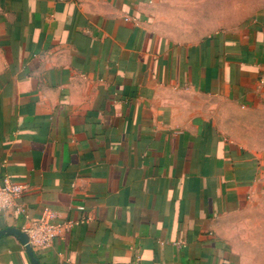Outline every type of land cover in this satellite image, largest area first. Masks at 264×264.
Returning a JSON list of instances; mask_svg holds the SVG:
<instances>
[{
    "label": "crops",
    "instance_id": "1",
    "mask_svg": "<svg viewBox=\"0 0 264 264\" xmlns=\"http://www.w3.org/2000/svg\"><path fill=\"white\" fill-rule=\"evenodd\" d=\"M158 0H0V178L72 226L26 249L0 212V264H264V9L175 42Z\"/></svg>",
    "mask_w": 264,
    "mask_h": 264
},
{
    "label": "rangeland",
    "instance_id": "2",
    "mask_svg": "<svg viewBox=\"0 0 264 264\" xmlns=\"http://www.w3.org/2000/svg\"><path fill=\"white\" fill-rule=\"evenodd\" d=\"M261 9L264 0H158L153 25L172 41L192 43L215 32H235ZM235 121L251 125L250 133L242 127L230 128L243 143L257 146L264 140V113Z\"/></svg>",
    "mask_w": 264,
    "mask_h": 264
},
{
    "label": "built area",
    "instance_id": "3",
    "mask_svg": "<svg viewBox=\"0 0 264 264\" xmlns=\"http://www.w3.org/2000/svg\"><path fill=\"white\" fill-rule=\"evenodd\" d=\"M26 186L12 181L9 177L0 178V212H13L23 218L21 231L34 252L47 250L53 242L72 226L71 222H61L58 214L45 208L39 218L29 217L20 199Z\"/></svg>",
    "mask_w": 264,
    "mask_h": 264
},
{
    "label": "water",
    "instance_id": "4",
    "mask_svg": "<svg viewBox=\"0 0 264 264\" xmlns=\"http://www.w3.org/2000/svg\"><path fill=\"white\" fill-rule=\"evenodd\" d=\"M22 234H23L24 237H25L24 245H25L26 249H27L28 251H30V252H33V251L31 250L30 246H29L28 243H27V238H26L25 234H24L23 232H22Z\"/></svg>",
    "mask_w": 264,
    "mask_h": 264
}]
</instances>
